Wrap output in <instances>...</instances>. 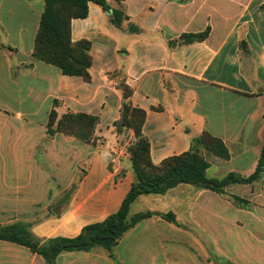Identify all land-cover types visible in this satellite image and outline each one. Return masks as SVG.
Masks as SVG:
<instances>
[{"label": "crops", "instance_id": "0c3cea01", "mask_svg": "<svg viewBox=\"0 0 264 264\" xmlns=\"http://www.w3.org/2000/svg\"><path fill=\"white\" fill-rule=\"evenodd\" d=\"M106 1L123 11L121 26L93 2L85 18L70 23L71 41L90 43L85 81L32 56L43 0H0V225L28 222L41 241L76 237L115 213L130 190L134 175L126 148L132 131L114 128L123 102L120 82L131 89L132 105L146 112L142 133L155 165L187 152L191 140L207 132L228 151L227 159L203 151L207 177H248L264 147V0ZM205 30L203 41L179 40ZM52 109L59 117H97L95 145L48 137ZM64 147L81 151L68 177V198L56 213L32 221L36 213L20 211L19 204L42 195L35 166ZM146 211L172 213L174 221L153 215L124 233L111 255L102 247L66 251L56 264H186L188 228L264 229V172L224 194L179 184L164 194L141 195L130 215ZM243 244L253 245L257 264H264V237ZM0 264L44 262L23 246L0 241Z\"/></svg>", "mask_w": 264, "mask_h": 264}, {"label": "trees", "instance_id": "16d2710c", "mask_svg": "<svg viewBox=\"0 0 264 264\" xmlns=\"http://www.w3.org/2000/svg\"><path fill=\"white\" fill-rule=\"evenodd\" d=\"M44 8L38 30L35 35L32 56L42 62L58 68L67 76H78L89 81L88 68L91 64L90 43L82 40L73 43L70 39V23L72 19H82L87 16L88 3L93 2L111 15V21L121 26L126 19L120 8H112L106 0H43ZM131 30H135L131 28ZM208 30L197 34H184L179 40L183 44L203 41ZM118 87L122 94L120 119L114 124L116 133L132 131V141L126 148L134 181L123 199L120 208L101 222L82 228L74 238H54L41 241L35 238L30 230V224L18 222L0 226V241L14 243L27 248L39 255L46 264H54L61 252H88L95 247L106 249L112 254V249L128 230L141 220L159 215L167 221H174L172 213L154 214L140 212L129 217L132 203L141 195L164 194L167 190L179 184H190L200 189H207L218 194H224L226 187L233 184H246L256 181L264 172V147L254 172L243 177L237 173H228L224 177L209 178L206 171L209 163L203 157V151L212 153L222 159L228 158V151L223 143L203 132L191 140L190 149L177 156H172L155 165L150 158L148 139L142 133L146 112L136 108L130 102L131 89L120 82ZM58 102L54 101V106ZM98 118L86 114L66 113L58 117L52 109L48 114L46 134L52 137L55 132L73 136L83 142H90ZM236 201H241L235 198Z\"/></svg>", "mask_w": 264, "mask_h": 264}, {"label": "rangeland", "instance_id": "374dc122", "mask_svg": "<svg viewBox=\"0 0 264 264\" xmlns=\"http://www.w3.org/2000/svg\"><path fill=\"white\" fill-rule=\"evenodd\" d=\"M40 118L38 117L37 120H40ZM55 134L76 139L73 136L62 133L55 132ZM61 138L57 141L58 144H61ZM76 141L86 143L78 139ZM96 141L97 138L93 137L92 141L87 142V144L93 146ZM62 149L59 150L60 158L56 152H53L48 163L35 166V171L41 173L40 177L42 180L38 184H41L40 192L42 195L28 196L25 198V202L19 204L20 211H27L28 215L31 214L30 212L36 213L32 221L56 213L68 198V190L66 188L68 177H72L74 164L81 151L76 148H73V151V149L67 147ZM13 166L15 165L9 166V171H13ZM21 171H23V166H21ZM71 184L73 185L74 183ZM25 223L28 224V222ZM203 225L202 229L188 228L190 237L187 239L185 249L186 264H257L259 257L257 251L253 252L252 250L254 246L243 243L250 237H264V229H259L258 227L249 229L245 224H219L216 228L211 227L212 224ZM180 256L182 260V250ZM43 262L46 264L44 260ZM54 264H56V260Z\"/></svg>", "mask_w": 264, "mask_h": 264}]
</instances>
